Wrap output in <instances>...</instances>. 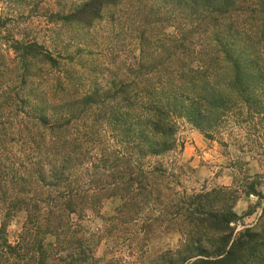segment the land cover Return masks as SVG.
Listing matches in <instances>:
<instances>
[{"label":"trees","instance_id":"trees-1","mask_svg":"<svg viewBox=\"0 0 264 264\" xmlns=\"http://www.w3.org/2000/svg\"><path fill=\"white\" fill-rule=\"evenodd\" d=\"M34 19L52 49L19 30ZM181 123L245 135L264 164V0H0V264H113L90 213L109 239L177 231L150 264H264V208L253 227L236 211L264 200V175L180 190L161 159L183 149Z\"/></svg>","mask_w":264,"mask_h":264},{"label":"rangeland","instance_id":"rangeland-1","mask_svg":"<svg viewBox=\"0 0 264 264\" xmlns=\"http://www.w3.org/2000/svg\"><path fill=\"white\" fill-rule=\"evenodd\" d=\"M53 1V0H48ZM44 23L36 19L19 26L21 33L25 31L32 38L45 44L52 49V42L46 31ZM237 133V132H236ZM264 133L262 130L261 134ZM215 141L206 138L201 132L188 124L180 125L178 138L183 149L176 153L163 157L161 160L175 175L179 177L180 190L188 193L210 190L219 186L232 187L235 178L239 179L248 173L251 176L259 173L264 175V164L258 157L260 150L257 144L249 143L245 135L240 141L222 133ZM251 139H254L251 137ZM223 141V142H222ZM263 143V141H261ZM254 149L253 152L248 150ZM120 205L118 198L106 200L100 210L102 217L115 215ZM249 208L255 213L244 219L240 225L253 227L263 218L264 200L258 198L243 197L236 206V211L241 215ZM3 216L0 213V227ZM25 215L21 214L14 218L7 227V237L14 243L22 231ZM137 225V224H136ZM120 225L115 232L114 238L109 239L101 232L106 224L93 214L83 221V226L88 234L98 233L102 235L97 245L96 255L104 262L111 261L113 264H150L151 260L167 250H177L182 241V236L177 231H166L159 228L155 235L146 237L140 232V226Z\"/></svg>","mask_w":264,"mask_h":264}]
</instances>
